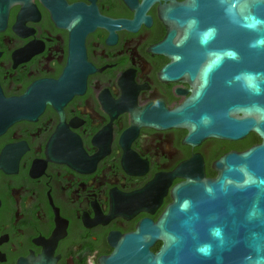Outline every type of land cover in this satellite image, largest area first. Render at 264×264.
Returning a JSON list of instances; mask_svg holds the SVG:
<instances>
[{"label":"flooded vegetation","instance_id":"1","mask_svg":"<svg viewBox=\"0 0 264 264\" xmlns=\"http://www.w3.org/2000/svg\"><path fill=\"white\" fill-rule=\"evenodd\" d=\"M183 1L0 0V264L154 258L166 210L260 142L169 120L194 88L162 17Z\"/></svg>","mask_w":264,"mask_h":264},{"label":"water","instance_id":"2","mask_svg":"<svg viewBox=\"0 0 264 264\" xmlns=\"http://www.w3.org/2000/svg\"><path fill=\"white\" fill-rule=\"evenodd\" d=\"M178 5L181 15H171L168 5L162 17L181 31L173 59L184 62L181 74L194 88L169 120L191 134L236 138L252 131L260 142L217 160L218 175L202 186L206 203L176 200L158 223L162 249L154 258L142 252L136 264H264V0H184ZM172 33L171 28L163 43ZM184 201L188 206L181 209ZM167 217L173 232L165 227ZM216 228L219 235L212 233ZM205 245L206 252L198 251Z\"/></svg>","mask_w":264,"mask_h":264},{"label":"clouds","instance_id":"3","mask_svg":"<svg viewBox=\"0 0 264 264\" xmlns=\"http://www.w3.org/2000/svg\"><path fill=\"white\" fill-rule=\"evenodd\" d=\"M187 206H188V202H187V201H184V202L180 205L181 209H184V208H186ZM219 231H220V230H219L218 228H216V229H213V230H212V233H213V235H219ZM207 248H208V246L205 245V246L201 247L200 249H198V251L206 252Z\"/></svg>","mask_w":264,"mask_h":264}]
</instances>
